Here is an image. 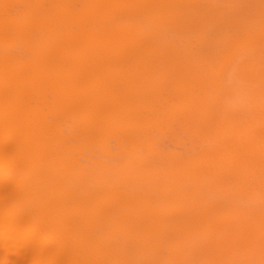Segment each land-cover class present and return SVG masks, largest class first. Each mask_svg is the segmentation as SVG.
I'll use <instances>...</instances> for the list:
<instances>
[{"label": "bare ground", "instance_id": "bare-ground-1", "mask_svg": "<svg viewBox=\"0 0 264 264\" xmlns=\"http://www.w3.org/2000/svg\"><path fill=\"white\" fill-rule=\"evenodd\" d=\"M0 264H264V0H0Z\"/></svg>", "mask_w": 264, "mask_h": 264}]
</instances>
